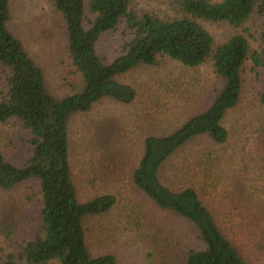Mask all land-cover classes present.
<instances>
[{"label": "rangeland", "instance_id": "obj_1", "mask_svg": "<svg viewBox=\"0 0 264 264\" xmlns=\"http://www.w3.org/2000/svg\"><path fill=\"white\" fill-rule=\"evenodd\" d=\"M173 1L133 0L130 7L139 15L173 19L178 16ZM84 14L88 28L87 21L93 17L87 7ZM201 24L216 45L241 33L251 50H256L264 16L252 15L239 29L223 23ZM8 29L42 69L53 97L79 89L81 78L68 56L65 24L50 0H10ZM129 39L122 21L100 37L96 52L110 63L122 54ZM5 77L0 67V98L6 93ZM117 80L135 90L132 103L102 99L68 123L71 179L78 201L105 194L116 198L108 213L84 221L87 246L94 256L113 255L118 264H184L185 250L201 248L194 232L158 210L133 186L131 175L141 158L144 138L167 134L206 109L221 81L210 60L187 68L168 59L153 67L135 68ZM242 80L240 101L222 122L229 135L227 143L214 146L205 138L193 140L169 160L162 181L173 189L192 185L223 236L246 262L264 264V108L259 103L264 70L248 61ZM29 139V130L18 120L0 123V153L11 164L21 167L30 159ZM40 208L36 180L11 190L0 188V262L40 232ZM161 250L170 257L161 259Z\"/></svg>", "mask_w": 264, "mask_h": 264}, {"label": "trees", "instance_id": "obj_2", "mask_svg": "<svg viewBox=\"0 0 264 264\" xmlns=\"http://www.w3.org/2000/svg\"><path fill=\"white\" fill-rule=\"evenodd\" d=\"M50 1L62 16L68 56L81 78L76 92L59 99L48 92L42 69L8 29L10 0H0V67L6 76L0 123L21 122L30 132L31 148L30 159L21 167L0 153V188L11 190L36 180L41 204L40 232L18 253L5 255L0 264H118L113 255L94 256L87 246L84 221L108 213L116 198L105 194L85 203L78 201L71 179L68 123L73 115L88 113L102 99L132 103L135 90L117 77L141 66H156L164 59L187 68L210 60L221 87L206 109L167 134L144 138L132 184L158 210L183 221L194 232L201 248L185 250L184 264H248L223 236L196 189L192 185L170 188L162 181V172L177 152L197 138L214 146L227 143L229 135L222 122L240 101L245 63L264 70V30L258 48L251 50L241 33L214 44L201 22L242 28L252 15L264 16V0H174L178 16L173 19L139 15L130 7L133 0ZM86 7L93 17L87 21L88 28L84 26ZM122 21L130 39L120 56L105 63L96 52L97 42ZM259 103L264 108V90ZM159 256L170 257L165 250Z\"/></svg>", "mask_w": 264, "mask_h": 264}]
</instances>
